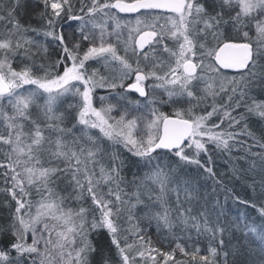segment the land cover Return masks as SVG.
Instances as JSON below:
<instances>
[{"label":"snow or ice","instance_id":"1","mask_svg":"<svg viewBox=\"0 0 264 264\" xmlns=\"http://www.w3.org/2000/svg\"><path fill=\"white\" fill-rule=\"evenodd\" d=\"M0 264H264V0H0Z\"/></svg>","mask_w":264,"mask_h":264},{"label":"trees","instance_id":"2","mask_svg":"<svg viewBox=\"0 0 264 264\" xmlns=\"http://www.w3.org/2000/svg\"><path fill=\"white\" fill-rule=\"evenodd\" d=\"M122 15V14H121ZM94 66H96V67H99L98 65H94ZM97 95L99 96V95H109V92H108V90H105V89H98L97 90ZM113 95H114V93H113ZM134 95V94H133ZM142 101H143V99H142ZM166 112H170L171 111V109L170 108H165L164 109ZM218 170L219 171H227V168H226V166H224L223 165V163L222 162H218ZM229 207H231V204L229 205ZM153 241L155 242L156 241V236H155V234L153 233Z\"/></svg>","mask_w":264,"mask_h":264},{"label":"water","instance_id":"3","mask_svg":"<svg viewBox=\"0 0 264 264\" xmlns=\"http://www.w3.org/2000/svg\"><path fill=\"white\" fill-rule=\"evenodd\" d=\"M122 15H126V14H122ZM140 99H143V98H140Z\"/></svg>","mask_w":264,"mask_h":264},{"label":"flooded vegetation","instance_id":"4","mask_svg":"<svg viewBox=\"0 0 264 264\" xmlns=\"http://www.w3.org/2000/svg\"><path fill=\"white\" fill-rule=\"evenodd\" d=\"M142 100V99H141Z\"/></svg>","mask_w":264,"mask_h":264},{"label":"rangeland","instance_id":"5","mask_svg":"<svg viewBox=\"0 0 264 264\" xmlns=\"http://www.w3.org/2000/svg\"><path fill=\"white\" fill-rule=\"evenodd\" d=\"M98 96V95H97Z\"/></svg>","mask_w":264,"mask_h":264}]
</instances>
